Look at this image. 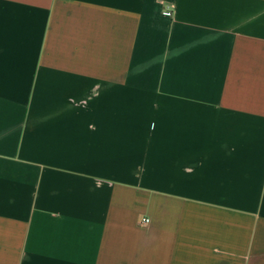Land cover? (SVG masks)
Returning a JSON list of instances; mask_svg holds the SVG:
<instances>
[{"label":"crops","instance_id":"0c3cea01","mask_svg":"<svg viewBox=\"0 0 264 264\" xmlns=\"http://www.w3.org/2000/svg\"><path fill=\"white\" fill-rule=\"evenodd\" d=\"M0 264H264V0H0Z\"/></svg>","mask_w":264,"mask_h":264},{"label":"built area","instance_id":"2783aa9c","mask_svg":"<svg viewBox=\"0 0 264 264\" xmlns=\"http://www.w3.org/2000/svg\"><path fill=\"white\" fill-rule=\"evenodd\" d=\"M144 221L147 223L148 222V219H145Z\"/></svg>","mask_w":264,"mask_h":264}]
</instances>
